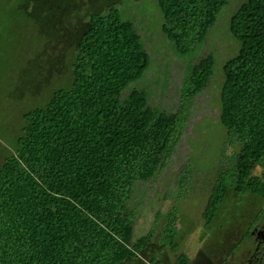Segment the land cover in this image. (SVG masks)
<instances>
[{
  "label": "trees",
  "instance_id": "trees-1",
  "mask_svg": "<svg viewBox=\"0 0 264 264\" xmlns=\"http://www.w3.org/2000/svg\"><path fill=\"white\" fill-rule=\"evenodd\" d=\"M155 3L171 53L188 57L175 111L150 105L147 91L131 85L150 64L132 22L114 7L88 12L73 46L70 81L22 112L20 132L0 160V264H120L138 259L148 245L153 228L133 238L128 203L135 184L161 168L188 105L212 75V53L191 59L227 0ZM228 31L238 45L221 64L218 120L237 149L207 191L205 225L225 193L264 195L251 171L264 170V0L242 1ZM169 215L161 236L174 251L175 210ZM187 260L178 253L172 264Z\"/></svg>",
  "mask_w": 264,
  "mask_h": 264
},
{
  "label": "rangeland",
  "instance_id": "rangeland-1",
  "mask_svg": "<svg viewBox=\"0 0 264 264\" xmlns=\"http://www.w3.org/2000/svg\"><path fill=\"white\" fill-rule=\"evenodd\" d=\"M242 1L227 0L208 29L200 55L208 51L213 54V74L206 88L188 105L179 140L155 176L137 182L133 188L128 203L135 212L132 237L152 227L154 234L138 259L120 264H159L148 256L154 245L153 251L162 244L170 263L180 252L194 257L195 246L200 243H195V234L202 224L200 214L207 191L214 177L225 171L237 148L226 138L218 120V90L221 64L235 53L238 44L228 31V19ZM19 4H25V9L18 8ZM111 7L132 22L150 57L145 75L131 85L147 91L150 105L175 111L186 61L171 54L170 43L159 29L161 15L155 0H0V160L20 132L22 112L44 103L51 89L70 81L73 46L87 13ZM170 207H175L181 217L176 222L181 237L175 238L178 248L174 251L165 244L162 227L158 231L159 223H153L156 211L162 213ZM170 210L161 215V225L168 224ZM221 210L204 229V248L217 240Z\"/></svg>",
  "mask_w": 264,
  "mask_h": 264
},
{
  "label": "flooded vegetation",
  "instance_id": "flooded-vegetation-1",
  "mask_svg": "<svg viewBox=\"0 0 264 264\" xmlns=\"http://www.w3.org/2000/svg\"><path fill=\"white\" fill-rule=\"evenodd\" d=\"M252 170L264 185V170L257 165ZM220 209L222 220L215 231L217 240L204 248L205 240L196 235L195 243H200L195 246L194 257L185 264H264V195L250 191L225 193ZM225 225L230 229H225ZM206 251L209 254H204ZM151 253L148 259L152 258L154 263L171 264L163 247Z\"/></svg>",
  "mask_w": 264,
  "mask_h": 264
},
{
  "label": "crops",
  "instance_id": "crops-1",
  "mask_svg": "<svg viewBox=\"0 0 264 264\" xmlns=\"http://www.w3.org/2000/svg\"><path fill=\"white\" fill-rule=\"evenodd\" d=\"M159 29H160V26H159ZM136 31V30H135ZM137 32V31H136ZM138 33V32H137ZM162 34V33H161ZM204 42H205V39H204V41H203V43H202V45H201V48L199 49V51L197 52V56L196 57H194V58H192L191 59V61H193V62H195L196 60H197V58L198 57H201V56H204L206 53H211V52H206V53H204L203 55H200V51H201V49H202V46H203V44H204ZM238 45V44H237ZM237 48V47H236ZM236 51V50H235ZM171 52V51H170ZM172 54V53H171ZM173 55V54H172ZM174 56V55H173ZM232 56V55H231ZM175 57V56H174ZM175 58H177V57H175ZM177 59H182V60H185L186 62H187V59H188V57H184V58H177ZM214 65V64H213ZM185 68H186V65H185ZM185 68H184V70H185ZM220 69H221V67H220ZM146 73V72H145ZM145 73H144V75H145ZM183 73H184V71H183ZM212 74H213V71H212ZM143 75V76H144ZM212 76V75H211ZM221 76H222V72H221ZM209 82V81H208ZM221 82H222V79H221ZM221 82H220V84H221ZM208 84V83H207ZM207 86V85H206ZM220 87V86H219ZM206 88V87H205ZM204 88V89H205ZM218 92H219V90H218ZM237 149V148H236ZM206 198H207V195H206ZM206 198H205V200H206ZM205 202V201H204ZM204 205V204H203ZM174 208V210H175V214H176V219H175V221H174V226H175V228H176V234H175V238L176 237H178V238H180L181 237V235H180V229L178 228V226H176V222L177 221H179V219L181 218V217H179V215H178V213H177V210H176V208L175 207H170L169 209H173ZM169 209H167V210H165L164 212H157L156 211V213H154L153 215V223H155V222H158L159 224H158V231H159V229L161 228V223H162V217H161V215H164ZM216 216V215H215ZM201 218V217H200ZM181 221V220H180ZM201 226L198 228V230L197 231H199V233L196 231V234H195V237H196V235H200L201 236V240H205V238H206V236H207V232H205V228L206 229H208L209 227V225H210V223L209 224H207V225H205L204 224V222H203V220L201 219ZM152 226V225H151ZM153 228V227H152ZM202 228H203V232L201 233V230H202ZM148 230V229H147ZM153 230H154V228H153ZM133 232V231H132ZM153 234H154V231H153ZM157 235L158 234H156V237H157ZM153 236V235H152ZM150 240H151V238H150ZM149 243H150V241H149ZM148 243V244H149ZM152 244H153V241H152ZM154 247L156 248V246L154 245L153 246V249H154ZM157 247H160L159 245H157ZM161 247H163V246H161ZM177 248H178V243H177ZM176 248V249H177ZM152 249V250H153ZM152 250L150 251V252H152ZM169 250V249H168ZM169 251H172V250H169ZM165 252H166V250H165ZM180 253H183V252H180ZM184 254V253H183ZM186 255V254H185ZM187 256V255H186ZM187 258L188 259H190L188 256H187ZM192 259V258H191ZM190 259V260H191ZM149 260V259H148ZM189 260V261H190ZM205 261V260H204ZM147 263V262H146ZM171 264H172V262H171ZM190 264H192V263H190ZM193 264H195L194 262H193ZM198 264H203L202 262L201 263H198Z\"/></svg>",
  "mask_w": 264,
  "mask_h": 264
}]
</instances>
